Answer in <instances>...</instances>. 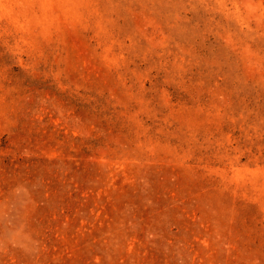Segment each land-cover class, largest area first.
<instances>
[{
    "label": "rangeland",
    "instance_id": "1",
    "mask_svg": "<svg viewBox=\"0 0 264 264\" xmlns=\"http://www.w3.org/2000/svg\"><path fill=\"white\" fill-rule=\"evenodd\" d=\"M0 264H264V0H0Z\"/></svg>",
    "mask_w": 264,
    "mask_h": 264
}]
</instances>
